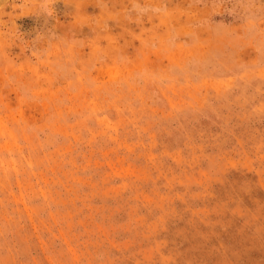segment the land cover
Listing matches in <instances>:
<instances>
[{
	"label": "rangeland",
	"instance_id": "374dc122",
	"mask_svg": "<svg viewBox=\"0 0 264 264\" xmlns=\"http://www.w3.org/2000/svg\"><path fill=\"white\" fill-rule=\"evenodd\" d=\"M0 264H264V0H0Z\"/></svg>",
	"mask_w": 264,
	"mask_h": 264
}]
</instances>
